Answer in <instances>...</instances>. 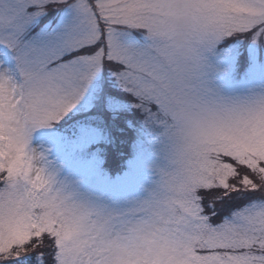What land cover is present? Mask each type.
I'll return each mask as SVG.
<instances>
[{
    "label": "snow or ice",
    "instance_id": "obj_1",
    "mask_svg": "<svg viewBox=\"0 0 264 264\" xmlns=\"http://www.w3.org/2000/svg\"><path fill=\"white\" fill-rule=\"evenodd\" d=\"M0 264H264V0H0Z\"/></svg>",
    "mask_w": 264,
    "mask_h": 264
},
{
    "label": "rangeland",
    "instance_id": "obj_2",
    "mask_svg": "<svg viewBox=\"0 0 264 264\" xmlns=\"http://www.w3.org/2000/svg\"><path fill=\"white\" fill-rule=\"evenodd\" d=\"M113 78L111 77V75L107 72H104L101 74V80H105V81H110ZM110 91L117 96V93L120 95V99L128 101L129 103H132L131 97H128L127 94L123 93L122 90L119 87H111ZM134 109V108H133ZM91 109H89L90 111ZM139 119H142L141 114L139 116H137Z\"/></svg>",
    "mask_w": 264,
    "mask_h": 264
},
{
    "label": "trees",
    "instance_id": "obj_3",
    "mask_svg": "<svg viewBox=\"0 0 264 264\" xmlns=\"http://www.w3.org/2000/svg\"><path fill=\"white\" fill-rule=\"evenodd\" d=\"M117 96L120 97V95L117 93ZM132 113H135L136 116H139L140 113L137 112L135 109H132V112L129 113V115H131ZM138 118V117H137ZM127 148H125V152H127ZM121 163V160L119 158H115V159H110L107 162V167L113 172L116 173L120 170L119 165Z\"/></svg>",
    "mask_w": 264,
    "mask_h": 264
}]
</instances>
